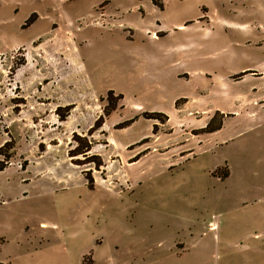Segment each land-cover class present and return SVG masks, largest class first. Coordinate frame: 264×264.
Returning <instances> with one entry per match:
<instances>
[{"label":"rangeland","instance_id":"1","mask_svg":"<svg viewBox=\"0 0 264 264\" xmlns=\"http://www.w3.org/2000/svg\"><path fill=\"white\" fill-rule=\"evenodd\" d=\"M248 69L264 0H0V264H264Z\"/></svg>","mask_w":264,"mask_h":264},{"label":"trees","instance_id":"2","mask_svg":"<svg viewBox=\"0 0 264 264\" xmlns=\"http://www.w3.org/2000/svg\"><path fill=\"white\" fill-rule=\"evenodd\" d=\"M34 16H35L34 13L29 16V18L26 20L27 24H30L33 21V17ZM244 73H246V71L241 72V74H244ZM112 93H113V91L112 90H109L108 93H107V95H106V99L110 103L109 104V107L107 108V110H105V114L106 115H108L112 110H114L115 109V106H116V101H113V100H115V98H113ZM121 97H122L121 94H119L118 95V98H121ZM152 115H154V117H152V118H159V116L160 117L163 116V119H160L161 121H163L164 119L167 118V116L164 115V114H162V113H153ZM215 115H220L222 117V114H220L219 112H216ZM66 116H67V113H63V114L60 115V118L59 119L61 121H63ZM215 117L216 116H213V118H211V122H212V120ZM129 122H132V120L129 121ZM129 122H126V123H129ZM211 122L206 126L205 131H207V132H213L215 130H218L221 127V124H222L221 121H219L217 125H212ZM94 125H95L94 127H96V128L101 125V117H99V119H97L95 121V124ZM74 141L77 142V146H76V148H74V149H72L70 151V154H69L70 156L84 155V153H87L90 150V148H91V143L88 142L87 139L84 138V137H80V138H77V137L75 138L74 137ZM9 145H10L9 142L7 141V142H5L0 147V155L3 157V159L0 160V171L3 170L4 168H6L8 166L9 160L12 158V155L13 154L7 153V152L4 151V147L5 146H8L9 147ZM90 157H93L94 159H96V161H93L94 166L96 168H99L100 166H102V160H100V157L98 155H92ZM226 176H227V171L225 172L224 177H226ZM84 178L87 181V185L89 187H92L93 186V183H94L92 177L90 175H87V176H84Z\"/></svg>","mask_w":264,"mask_h":264},{"label":"crops","instance_id":"3","mask_svg":"<svg viewBox=\"0 0 264 264\" xmlns=\"http://www.w3.org/2000/svg\"><path fill=\"white\" fill-rule=\"evenodd\" d=\"M251 70V71H250ZM248 71H250V72H247V73H245V74H243L242 76H240V78H238V80H241V79H243V78H246V77H257L256 79H258L259 81L258 82H262V83H260L259 84V86H264V80H262L263 79V77H264V74H262V76H254L253 75V69H248ZM235 81H237V80H235ZM264 93L261 95V97H260V99L259 100H261V101H259L258 103H262V102H264ZM254 101H256V99L254 100ZM229 111L230 110H225V108L223 109V108H221L220 109V112H223V114L225 115L226 114V117H228L229 116V114H231V112L229 113ZM230 116H232V115H230ZM220 129V128H219ZM218 129V130H219Z\"/></svg>","mask_w":264,"mask_h":264}]
</instances>
